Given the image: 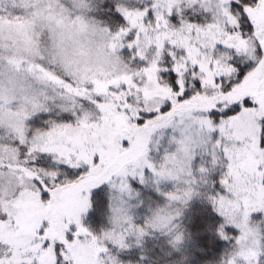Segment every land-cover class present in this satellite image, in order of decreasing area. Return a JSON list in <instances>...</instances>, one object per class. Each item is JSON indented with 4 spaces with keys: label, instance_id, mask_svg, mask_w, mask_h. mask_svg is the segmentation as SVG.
<instances>
[{
    "label": "snow or ice",
    "instance_id": "1",
    "mask_svg": "<svg viewBox=\"0 0 264 264\" xmlns=\"http://www.w3.org/2000/svg\"><path fill=\"white\" fill-rule=\"evenodd\" d=\"M0 264H264V0H0Z\"/></svg>",
    "mask_w": 264,
    "mask_h": 264
}]
</instances>
